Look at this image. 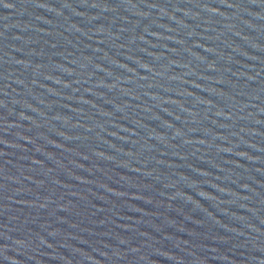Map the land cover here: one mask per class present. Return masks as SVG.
<instances>
[{
    "label": "water",
    "instance_id": "95a60500",
    "mask_svg": "<svg viewBox=\"0 0 264 264\" xmlns=\"http://www.w3.org/2000/svg\"><path fill=\"white\" fill-rule=\"evenodd\" d=\"M0 264H264V0H0Z\"/></svg>",
    "mask_w": 264,
    "mask_h": 264
}]
</instances>
